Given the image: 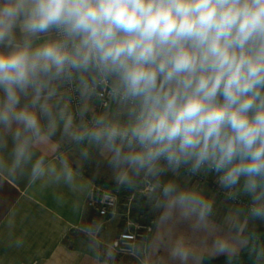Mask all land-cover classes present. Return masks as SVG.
Masks as SVG:
<instances>
[{
    "label": "clouds",
    "instance_id": "1",
    "mask_svg": "<svg viewBox=\"0 0 264 264\" xmlns=\"http://www.w3.org/2000/svg\"><path fill=\"white\" fill-rule=\"evenodd\" d=\"M87 167L194 228L213 201L176 178L211 177L264 223V0H0V243L25 244L6 189L91 196ZM245 229L211 246L261 264Z\"/></svg>",
    "mask_w": 264,
    "mask_h": 264
},
{
    "label": "crops",
    "instance_id": "2",
    "mask_svg": "<svg viewBox=\"0 0 264 264\" xmlns=\"http://www.w3.org/2000/svg\"><path fill=\"white\" fill-rule=\"evenodd\" d=\"M85 182L93 186L116 184L107 172L85 170ZM184 187H197L213 201L214 212L206 227L194 228L192 220L178 212L165 211L155 199H146L143 205L137 203L131 208L130 220H152L154 228L139 244L133 264H183L182 255L188 252L198 257L196 264H204V256L219 258L212 244V236L220 229L237 236L247 229L264 228V223L247 221L245 208L230 202L226 197L212 190L211 186L200 184L193 177H177ZM64 201L55 199L53 190L30 189L23 185H11L3 195L11 207L9 213H16V234L22 235L25 244L20 249H9L0 243V264H112L101 258L104 252H112L110 244L127 225L126 208L119 205L108 217L100 216L88 205V195L73 197L65 189ZM146 209H144V208ZM234 221H239L240 233L236 232ZM98 222L102 227L90 235L82 230ZM3 230L0 229V232ZM109 247V248H108ZM191 264V261H189Z\"/></svg>",
    "mask_w": 264,
    "mask_h": 264
},
{
    "label": "built area",
    "instance_id": "3",
    "mask_svg": "<svg viewBox=\"0 0 264 264\" xmlns=\"http://www.w3.org/2000/svg\"><path fill=\"white\" fill-rule=\"evenodd\" d=\"M200 184L205 186H211L213 191L221 194L223 197L228 196V193L224 190L217 189V186L213 182L211 177H196ZM145 188L133 189L128 195L124 196L122 190L119 187L105 188L103 186H93L92 195L89 196L88 205L95 209L97 213L102 217H108L116 210L119 205L126 207L127 225L132 226L129 231H123L113 240L112 247L119 249L122 252L130 250L139 239L145 238L149 233L153 231L154 222L152 220H130L129 215L132 205L137 197L149 199L145 195ZM230 201V200H229ZM234 204L240 205L245 208L244 197H241L238 201H230Z\"/></svg>",
    "mask_w": 264,
    "mask_h": 264
},
{
    "label": "trees",
    "instance_id": "4",
    "mask_svg": "<svg viewBox=\"0 0 264 264\" xmlns=\"http://www.w3.org/2000/svg\"><path fill=\"white\" fill-rule=\"evenodd\" d=\"M102 185L105 187H108V188L119 187L122 190L124 196H128L133 191V189H131V188L118 186L116 184L103 183ZM145 200H146L145 198L137 197L132 206L135 208V205L137 203H139L140 205H143ZM133 207H132V209H133ZM144 209H146V208H144ZM257 232L260 234V239L262 241V243H261V245H259V247H264V228L257 229ZM104 251H105V248L103 247L102 252H101V258L105 261L112 263V264H116V262L111 260L108 256V254H106ZM249 251H251V250L249 249V250L241 251L240 259L238 262H236V261L230 262L227 257L222 256L219 258L203 259V263L204 264H254V260L252 258H250L248 255ZM130 264H133V260ZM261 264H264V262H261Z\"/></svg>",
    "mask_w": 264,
    "mask_h": 264
},
{
    "label": "rangeland",
    "instance_id": "5",
    "mask_svg": "<svg viewBox=\"0 0 264 264\" xmlns=\"http://www.w3.org/2000/svg\"><path fill=\"white\" fill-rule=\"evenodd\" d=\"M103 187H105V186H103ZM105 188L108 189V187H105ZM123 208H124V211H125L126 207H123ZM123 231H129V229L127 227L126 228L124 227V229L121 230L120 232H123ZM118 234H117V236H118ZM112 242H111V244L109 246L110 249H112V252H105V253L108 254L109 258L111 260L115 261L116 264H130L132 262L133 258H134V255H138V252H136V250H137V247H139L138 246L139 244L137 242L134 245L131 246L130 250H127V251H124V252H122L119 249H115L114 247H112L111 246Z\"/></svg>",
    "mask_w": 264,
    "mask_h": 264
}]
</instances>
